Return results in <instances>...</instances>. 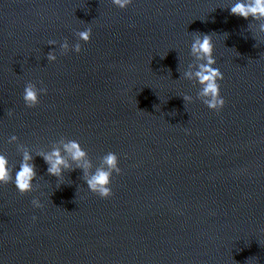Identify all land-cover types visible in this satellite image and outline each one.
<instances>
[{"label":"water","instance_id":"1","mask_svg":"<svg viewBox=\"0 0 264 264\" xmlns=\"http://www.w3.org/2000/svg\"><path fill=\"white\" fill-rule=\"evenodd\" d=\"M236 2L0 0V154L14 178L22 145L36 171L24 195L0 184V264H264V21L231 15ZM202 34L223 74L219 111L183 78ZM28 82L47 88L34 108ZM61 140L81 144L89 172L117 155L111 197L74 162L48 173L40 153H63Z\"/></svg>","mask_w":264,"mask_h":264},{"label":"clouds","instance_id":"2","mask_svg":"<svg viewBox=\"0 0 264 264\" xmlns=\"http://www.w3.org/2000/svg\"><path fill=\"white\" fill-rule=\"evenodd\" d=\"M112 3L124 9L128 7L132 0H112ZM230 14L242 17L248 20L249 17L257 22L264 21V0H237L230 8ZM261 31H264V23H260ZM79 40L85 43L90 42L92 36L91 27L84 31L76 33ZM50 45H55L56 41L50 40ZM62 54L69 51V44L65 40L61 45ZM76 53L81 52L80 43L73 46ZM191 54L200 61L195 65L194 71H187L183 73V78L188 80H195L200 85V90L197 93V99L201 100L209 109L219 111L225 105V100L220 94V84L218 81L223 80V74L218 68L213 67L216 64V59L213 56L214 44L212 38L208 34L197 35L193 40L190 49ZM57 56L54 51L47 54L49 62L56 61ZM42 83V82H41ZM41 93H47V88H37L35 83L28 82L23 91V101L28 108H34L39 104V96ZM185 102H191L193 97L184 95ZM11 115V112H9ZM18 137L12 135L9 143L17 142ZM63 153L60 148H53L48 153H40L43 156L46 164H48V173L52 176L61 177L64 170L72 169L74 162L77 168L84 172V179L88 189L97 194L103 199H107L113 195L110 187L112 182V175L120 174L121 169L118 166V157L113 152H108L101 158L102 166L97 168L94 172H89L91 169V161L88 159V153L82 148L81 144L76 140H61ZM18 149L22 150V161L19 165V170L15 172L13 178L12 170L9 167V161L5 155L0 154V184L6 185L13 182L17 191L24 195L34 190L33 181L36 179L35 165L31 163L32 155L23 150L22 145H17ZM67 156V159L65 158ZM35 208H42L43 205L39 199L31 201ZM35 219V217H33Z\"/></svg>","mask_w":264,"mask_h":264}]
</instances>
